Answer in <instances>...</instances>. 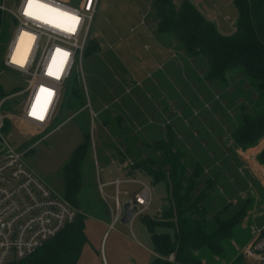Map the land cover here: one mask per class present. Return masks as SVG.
Returning a JSON list of instances; mask_svg holds the SVG:
<instances>
[{
  "label": "rangeland",
  "instance_id": "374dc122",
  "mask_svg": "<svg viewBox=\"0 0 264 264\" xmlns=\"http://www.w3.org/2000/svg\"><path fill=\"white\" fill-rule=\"evenodd\" d=\"M135 1H98L86 47L88 48L90 44L94 47L98 43L97 50L94 49L82 56L78 63L77 73L73 72L72 75L76 78L71 79V84L67 89L69 93L58 116L42 133L30 125L13 127L10 139L13 145L24 142L28 144V147L23 146L24 151L32 146V150L24 154L23 162L59 196L64 195L62 173L64 163L77 145L88 141V148L81 165L82 187L78 200L80 211L87 218L86 228L94 238H89L84 245L83 253L80 254L76 264H102L95 224L88 217L100 218L111 213L109 205H112L113 186H104L106 196H103L99 183H104L119 174L110 158L112 151L114 150L113 158L116 164H120L125 159L129 161V164H133L140 162L142 158L155 155L151 152V147L145 146V143L151 144L159 139L168 140L169 138H172L174 150L178 148L182 152L181 157L186 163L188 162L187 176L195 172L191 165L196 160L200 161L203 172L199 182L197 181L194 193L197 194L198 190L205 188L209 192L208 198L210 197L211 202L207 217L211 218L220 211L221 217L225 218L244 205V216L232 228L231 235L222 241L221 254L215 255L207 248H201L196 252L197 257L203 264H232L235 258H239L244 264H254L252 260H247L239 253L242 247L254 238L257 230L264 225V189L255 180L247 181L243 177L249 173L247 169L252 165L249 158L252 159L250 154L254 151L246 152L247 149H242L233 143L232 127L227 124V118L234 119L237 115V110H234L235 104L245 103L248 111L254 110L259 104L258 95L252 96L250 93L252 86L243 83L241 87L244 94L232 99L228 95L240 87L237 81L238 76L233 77L230 86L215 85L213 81L205 79L208 75V67L204 60L201 61L199 57L185 54L178 40L170 33H165L167 40L162 41L160 35L164 34L157 33L156 30L158 19L153 5L154 0L144 1V10L150 7L149 15L147 14L145 24L137 30L143 31L146 35H149L151 30L153 34L155 30L154 35L157 34V38L153 41L159 44V40L161 44L156 47L157 52L151 51L152 54L146 46V50H142L144 54L140 52L132 54L131 47L127 45H129L130 37H135L137 31L131 34L129 28L139 21L140 15H143V13L135 14ZM172 1L179 4L182 0ZM190 1L207 21L218 28L220 33L230 35L235 31L237 14L232 0ZM13 33L14 26L9 22L8 16L3 15L0 23V97L14 94L11 108L16 109L17 103L25 98V93L20 92L25 89L27 81L20 73L6 68L3 64L7 45ZM120 37L122 40H119ZM109 44L112 45L109 46ZM163 56L169 61L164 60ZM130 57H133V61ZM171 61L175 64L168 67ZM182 63H186L189 67L186 64L185 68L181 67ZM122 72L127 77L126 87L123 86L121 77L118 76ZM133 77L137 80L136 83ZM160 77H164V83L167 80V84L172 83L170 87L160 83ZM155 80L157 84L153 85ZM133 81L134 86H138L136 88L141 89L143 86L158 88L159 97L161 96L158 108L162 111L157 114V127H142L135 122L126 126V134L130 135V138L136 141L143 150L140 158L134 156L137 144L128 142V147H115L117 142L125 144L126 141L114 122L110 110L105 109L109 103L108 92L112 84L115 85L113 92L116 90L115 92L124 94V90L125 92L128 90V94H133L135 89L132 86ZM180 83L182 85H179ZM72 87L77 93L80 92L78 97L76 94L71 95ZM250 99L252 102L249 101ZM87 103L96 114L93 119L89 108L86 107ZM146 122L152 123L149 117L146 118ZM201 127H207L211 132ZM168 130L173 133L172 137L167 135ZM215 140L217 143L219 141L223 148L219 147L212 157L208 151L210 143ZM261 142L258 144L264 143V141ZM263 148L264 145L260 146L259 152ZM243 153L245 154L242 155ZM204 156L207 158L205 159ZM133 172L144 175L142 171L139 172L136 169ZM140 178L141 176L136 177V179ZM212 186H215L216 190L211 191ZM122 188L129 189L133 195L139 186L131 184ZM152 188L154 191L153 204L148 218L158 219L167 203V193L163 185ZM215 191L224 194V200H219ZM225 192L230 194H225ZM228 203L231 205L222 212V206ZM116 235L125 237L121 239V242L124 240L127 245L134 243L136 239L150 248V235L139 219H136L131 226L121 222L112 226L103 241L104 243L107 241V248Z\"/></svg>",
  "mask_w": 264,
  "mask_h": 264
},
{
  "label": "trees",
  "instance_id": "16d2710c",
  "mask_svg": "<svg viewBox=\"0 0 264 264\" xmlns=\"http://www.w3.org/2000/svg\"><path fill=\"white\" fill-rule=\"evenodd\" d=\"M232 4L237 14L235 31L224 35L205 19L190 0H182L179 4L172 0L153 1L158 19L157 33L172 34L185 54L204 60L208 67L205 79L213 81L215 85L227 87L233 82V77L238 76L240 87L229 97L235 99L243 95V83L252 86V96L258 95L259 104L254 110L248 111L245 103L235 104L237 115L234 119L227 118V124L232 127L233 143L242 149H248L264 139V0H232ZM91 45L84 54L97 50L98 43L94 47ZM75 78L71 77L64 84L58 111L66 101L71 79ZM74 89L72 87L70 93L78 97L80 92L77 93ZM249 101L252 102L251 99ZM7 107L9 102L3 106L4 109ZM10 129L7 121L4 130ZM167 135L172 137L173 133L168 130ZM172 142V138H169L159 139L151 144L145 143L155 155L142 158L129 168L130 174H133L134 169L142 171L145 175L142 177L152 187L163 185L167 193V203L160 218H148L149 213L140 216V222L150 235L152 250L158 255L150 264H202L197 257V250L207 248L215 255L221 254L222 241L231 235L232 228L244 216V205L225 218L221 217L220 211L211 218L207 217L211 202L209 192L205 188L194 193L203 172L200 161L196 160L191 165L195 172L187 176L188 162L181 157L182 152L178 148L174 150ZM87 148L88 141L77 145L62 167L64 198L76 209L82 187L81 165ZM256 160L264 166V148L257 154ZM214 190L216 187L212 186L211 191ZM219 193H216L218 199L224 200V194ZM230 205L231 203L222 206V212ZM84 229L85 216L78 212L73 223L34 253L13 264H76L88 240ZM171 253L175 256L174 261L166 260ZM232 264L244 263L235 258Z\"/></svg>",
  "mask_w": 264,
  "mask_h": 264
},
{
  "label": "built area",
  "instance_id": "2783aa9c",
  "mask_svg": "<svg viewBox=\"0 0 264 264\" xmlns=\"http://www.w3.org/2000/svg\"><path fill=\"white\" fill-rule=\"evenodd\" d=\"M99 0H0V23L7 15L14 26L3 64L20 73L27 81L23 101L11 108L14 94L0 97V264L22 260L67 225L73 223L77 210L63 196L54 193L22 158V143L13 145L12 130L5 131L6 122L14 121L36 127L39 133L54 122L64 84L77 73L78 63L85 53L89 32ZM75 18V19H74ZM141 15L134 34L145 24ZM126 93H129L128 90ZM9 102V107L3 108ZM92 119L95 113L87 103ZM107 109V106H105ZM42 117V118H41ZM28 147V146H24ZM127 163L121 166L126 168ZM264 178V167L260 169ZM111 227L121 222L124 205L129 204L130 226L145 213L151 212L154 191L146 179L115 178L111 183ZM127 184L139 189L131 195ZM103 186V185H101ZM247 260L264 264V226L240 250ZM171 253L166 257L174 261Z\"/></svg>",
  "mask_w": 264,
  "mask_h": 264
},
{
  "label": "crops",
  "instance_id": "0c3cea01",
  "mask_svg": "<svg viewBox=\"0 0 264 264\" xmlns=\"http://www.w3.org/2000/svg\"><path fill=\"white\" fill-rule=\"evenodd\" d=\"M144 1L145 0H136L134 2V8L136 10L135 14L139 15V13H141V14L143 13L145 15V18H147L148 17L147 16L148 10L150 9V7H148V10H146V9L144 10V8H143ZM139 17H141V15ZM139 20H140V18H139ZM138 23H139V21L136 22L135 24H132V25L137 26ZM154 24H155V22L153 23V25ZM130 28H132V27H130ZM136 31H137L136 32L137 34L135 35V37H130V40L128 42L129 45H127V47L128 46L131 47L130 51H133L132 54H134L136 52H140L141 54H144L142 52V50H144V49L146 50L145 46L148 47L147 50L150 49V52L152 51L154 53V52L158 51V49L156 47L159 44H161V41L158 40L159 44L154 43L153 40H155L157 38V34L154 35L155 30H153V32H154L153 34H152V30L149 31L150 32L149 35H146L143 31H139V30H136ZM160 37H161L162 41L167 40V38H166L167 35H165V34L160 35ZM119 40H122V38L120 37ZM143 43H146V45H143ZM110 45H112V44H109V46ZM152 52H151V54H152ZM132 58L130 57L131 60H132ZM163 59L169 61L168 59H165L164 56H163ZM174 64H175L174 61H171V63L168 65V67H170V65L174 66ZM180 66L185 68L184 63L180 64ZM186 66L189 67V65H186ZM135 75L137 77V74H135ZM118 76L121 77V81L123 82L122 84L124 87H126L125 85L127 83L126 82L127 77L124 76V72L119 73ZM160 78L162 80L164 79V77H160ZM161 79H160V83L164 84L165 86L170 87V85L172 84V83L167 84L166 82L168 80L164 83V80L162 81ZM133 80H135L134 77H133ZM136 82H137V80H135V83ZM156 84H157L156 80L153 81V85H156ZM134 85L135 84L133 81L132 86H134ZM179 85H182V84L180 83ZM113 87H115V85L112 84L111 88H109L110 89L108 92L109 103H107L106 106H107V109L110 110L114 122L117 124L118 129L122 132V135L126 141L125 144H118V142H117L115 147H120V146H122L123 148L128 147L129 146L128 142L130 144L132 142L133 144L136 145L137 142L136 141L134 142V140H132L130 138V135L126 134V130H127L126 126L127 125L129 126L131 123L135 122V123L141 125L142 127L143 126L144 127H157V120H158L157 114L159 111H160V113L162 111V109L158 108V101H159V98L161 97V96L159 97L160 91L158 90V88L155 89V87H153V86H150V87L143 86V87H141V89L136 88L138 86H134L133 88H135V89L133 91V94H131V93L128 94L125 92V90H124V94H123V92H120V93L115 92L116 90H114V92H113V90H112ZM133 88H132V90H133ZM166 98H167V96H166ZM58 113H59V111L57 112L56 117L58 116ZM117 116H119V117H117ZM120 117H123V118L120 119ZM148 117L152 121V123H149V124L147 122L145 123V120ZM131 119H132V121H130ZM24 126H27V125L22 124V123H18L17 121H14L13 125L10 124L11 130H13V127H24ZM201 128L206 130L207 132H211L210 129L207 127H201ZM261 141L263 142L264 139ZM126 144H127V146H126ZM262 145H264V143L263 144H257L256 146L248 148L246 150V152L247 151H252V152L254 151V153L250 154L252 159L249 158V160H250L252 165L250 166V168L248 167V169H247V171L249 173L247 175H243V177L247 181H251V179L255 180L264 189V178L261 177V174H260V169H262L264 166L259 164L256 160V154L259 152L260 146H262ZM22 146H28V144H26L24 142V143H22ZM137 146H138V144H137ZM219 147L223 148L222 144H220L219 141H218V143L216 142V140L211 142L210 146H209L210 150L208 151L210 156L213 157L215 151L218 150ZM136 149H137V151H136V153L134 152V156L140 158L142 156L141 154L143 153V150L141 149L140 146H138ZM113 153H114V150L112 151L110 158L112 159L114 165L116 166V169H117L119 174H118V176H115L114 178L106 180L104 183H99L100 192L102 193L103 196H106L105 192L103 190V187L107 186V185L112 186L109 183H111L115 178H124V177H135L136 178L137 176H141L140 179H146V178L142 177L141 174H138L136 172H133V174H130L129 168L133 164L132 163L129 164V161H127V159L122 161L120 164H116V162L114 161V158H113ZM244 154L245 153H243L242 155H244ZM250 155H249V157H250ZM204 157H205V159L207 158L206 156H204ZM241 158H242V160L245 161V159L242 156H241ZM254 161L257 164L254 163ZM124 162L127 163L126 168H123L121 166V164ZM101 185H103V186H101ZM129 185H131V184H127L124 186H129ZM152 204H153V202H152ZM109 208H110V206H109ZM151 209H152V206H151ZM76 210H77V212L81 213L79 200H78V207ZM84 216H85V223L87 224L86 215L84 214ZM89 218L92 219V221L95 224V231L97 232L96 238H97L98 249H99L98 251L100 253V258H101L102 264H150L152 262L153 258L155 256H158L152 250L151 240H150V248H148L147 246H144L142 243H140L136 239H134L135 240L134 243L127 245L124 243V240H122V242H121V239H123L125 237L120 236V235L114 236V239H112L109 242L108 248H107L106 247L107 241L105 243L103 241H104V238H105L106 234L108 233L109 229L111 228L112 213H109V214L107 213V215L105 217L96 218V217H90L89 216L88 219ZM86 224H85L84 231H85L86 237L88 239L87 240V242H88L89 238H94V236H92V233L89 232V230L86 228ZM129 242H131L130 239H129ZM84 245H86V243ZM84 248H83V250H84ZM83 250H81V253H83ZM89 250H91V249H89Z\"/></svg>",
  "mask_w": 264,
  "mask_h": 264
},
{
  "label": "water",
  "instance_id": "95a60500",
  "mask_svg": "<svg viewBox=\"0 0 264 264\" xmlns=\"http://www.w3.org/2000/svg\"><path fill=\"white\" fill-rule=\"evenodd\" d=\"M130 216H131V210L129 209V204L126 203L124 205V213H123V216L121 218V223H123V224L128 223Z\"/></svg>",
  "mask_w": 264,
  "mask_h": 264
},
{
  "label": "snow or ice",
  "instance_id": "6c2138e0",
  "mask_svg": "<svg viewBox=\"0 0 264 264\" xmlns=\"http://www.w3.org/2000/svg\"><path fill=\"white\" fill-rule=\"evenodd\" d=\"M29 2H30V6H31V0H29ZM75 19V18H74ZM42 118V117H41Z\"/></svg>",
  "mask_w": 264,
  "mask_h": 264
}]
</instances>
